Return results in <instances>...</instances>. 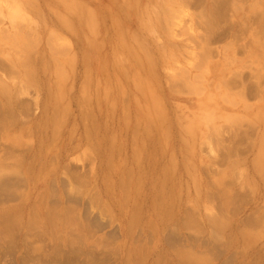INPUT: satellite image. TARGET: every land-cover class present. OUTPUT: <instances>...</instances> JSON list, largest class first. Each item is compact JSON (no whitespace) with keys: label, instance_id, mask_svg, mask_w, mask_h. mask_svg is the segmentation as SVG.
Wrapping results in <instances>:
<instances>
[{"label":"rangeland","instance_id":"374dc122","mask_svg":"<svg viewBox=\"0 0 264 264\" xmlns=\"http://www.w3.org/2000/svg\"><path fill=\"white\" fill-rule=\"evenodd\" d=\"M0 264H264V0H0Z\"/></svg>","mask_w":264,"mask_h":264}]
</instances>
